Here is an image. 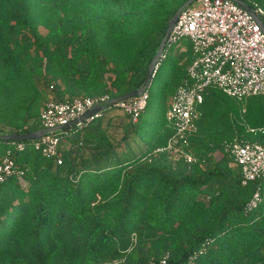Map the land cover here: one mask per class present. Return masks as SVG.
Here are the masks:
<instances>
[{"label":"trees","instance_id":"1","mask_svg":"<svg viewBox=\"0 0 264 264\" xmlns=\"http://www.w3.org/2000/svg\"><path fill=\"white\" fill-rule=\"evenodd\" d=\"M187 1L0 0V134L43 129L50 96L115 98L143 86ZM185 42L163 60L139 120L125 115L116 143L107 110L60 136L61 165L28 141L14 154L23 175L0 184V264H264V177L243 185L225 150L236 137L264 144V96L242 103L208 88L190 139L197 163L156 153L174 134L166 114L188 79ZM152 101L159 114L149 119ZM133 136L145 147L119 150ZM11 146L0 140V161Z\"/></svg>","mask_w":264,"mask_h":264},{"label":"built area","instance_id":"2","mask_svg":"<svg viewBox=\"0 0 264 264\" xmlns=\"http://www.w3.org/2000/svg\"><path fill=\"white\" fill-rule=\"evenodd\" d=\"M196 2L197 7L194 2L178 14L152 73L154 79L171 50L183 41L190 42L193 60L187 68L188 79L178 86L166 114L174 134L166 145L156 150L187 164L198 161L190 149V139L199 131L200 107L208 88H218L242 103L254 96H264V6L246 1L250 11L233 0ZM181 48L185 50V44ZM148 97V89L139 96L112 104L108 94L66 101L50 96L40 112L43 129L48 131L35 140L9 141L12 146L0 161V184L10 176L22 177L23 170L17 166L14 154L25 150L27 141L44 157L53 158L61 165V135L88 124L107 110H120L137 122ZM94 107H103V110L82 121L81 117ZM225 150L233 158L232 163L240 168L243 185L264 177V144L236 137L225 143ZM261 200L262 193L258 190L246 210L252 211ZM161 264H167L166 258Z\"/></svg>","mask_w":264,"mask_h":264},{"label":"water","instance_id":"3","mask_svg":"<svg viewBox=\"0 0 264 264\" xmlns=\"http://www.w3.org/2000/svg\"><path fill=\"white\" fill-rule=\"evenodd\" d=\"M198 0H188L185 4H183L181 6V8L178 10V12L172 17V19L170 20L169 24H168V27H167V30L165 32V35L160 43V46L158 48V51L157 53L155 54V56L153 57L150 65H149V68H148V71H147V75H146V80H145V83L143 84V86H141L140 88H137L123 96H120V97H115V98H112L109 100V103H116L120 100H125V99H129V98H133V97H136V96H139L141 95L144 91H146L150 85L152 84L153 82V79H152V73L155 69V65L157 64V62L159 61L162 53H163V50H164V47H165V43H166V40L169 36V33L171 32L176 20H177V17H178V14L180 13V11L196 2ZM235 1L236 3H238L239 5H241L242 7L248 9L251 11V7L250 5L244 1V0H233ZM103 110V107H94L92 109H90L84 116L81 117V120L84 121L88 118H90L92 115H94L95 113H98L99 111ZM61 127H58L57 129H60ZM48 130L47 129H40L36 132H29V133H12V134H0V140H3V141H21V140H35L37 138H39L41 135H43L45 132H47Z\"/></svg>","mask_w":264,"mask_h":264},{"label":"rangeland","instance_id":"4","mask_svg":"<svg viewBox=\"0 0 264 264\" xmlns=\"http://www.w3.org/2000/svg\"><path fill=\"white\" fill-rule=\"evenodd\" d=\"M193 5H194V7H197L199 5V3L195 2ZM185 43L186 42L183 41V42H181V45L183 46ZM179 47H180V44L178 46H176L175 50L178 49ZM46 101H45V103H46ZM45 103H44V105H45ZM151 105H152L151 106L152 109L147 114L149 119H152L156 115L159 114L158 106H154L155 105V101H152ZM110 119H111V123L109 124V126H107V130H108L109 134L112 136V141L114 143H116L117 141L120 140V138L124 134V129L122 128V124L127 121V116H125V114L122 111H120V110H114V111L110 112L109 114H107L105 116L104 124L105 125L108 124V120H110ZM143 147H145L144 143L141 140H139L138 138L133 136V137H131L129 139V141L123 142L121 147L119 148V150L124 149L128 153L131 150H133L134 152H139L140 149L143 148ZM231 166L234 167V168L236 167L233 163H231Z\"/></svg>","mask_w":264,"mask_h":264}]
</instances>
